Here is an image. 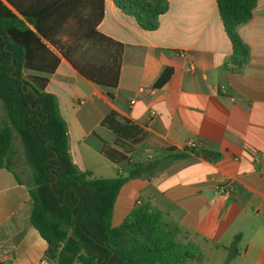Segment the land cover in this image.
I'll use <instances>...</instances> for the list:
<instances>
[{
	"label": "crops",
	"instance_id": "crops-1",
	"mask_svg": "<svg viewBox=\"0 0 264 264\" xmlns=\"http://www.w3.org/2000/svg\"><path fill=\"white\" fill-rule=\"evenodd\" d=\"M167 2L156 27L144 29L103 0L96 27L123 44L112 98L63 57L46 75L44 90L56 98L67 151L79 170L112 177L125 174L130 161L158 159L120 187L112 226L146 200L175 224L177 240L198 247L201 258L187 264H264V0H256L249 18L236 26L249 48L239 72L225 66L231 45L215 0ZM162 72L165 79L156 85ZM110 109L142 129L127 160L113 162L99 151L101 140L112 144L115 138L100 123ZM187 141L194 151L163 158L167 147ZM16 153L9 168L0 167V264H55L29 221L26 170Z\"/></svg>",
	"mask_w": 264,
	"mask_h": 264
},
{
	"label": "trees",
	"instance_id": "trees-1",
	"mask_svg": "<svg viewBox=\"0 0 264 264\" xmlns=\"http://www.w3.org/2000/svg\"><path fill=\"white\" fill-rule=\"evenodd\" d=\"M137 25L153 29L167 0H112ZM256 0H215L231 53L227 69L239 72L249 48L236 26L251 15ZM103 0H0V167L9 168L16 132L30 167L26 183L31 207L29 221L46 242L45 256L55 264H187L200 259L192 243L174 237L175 224L148 201L136 203L119 222L110 224L111 207L120 187L158 159L130 161L125 174L91 176L79 170L67 151V129L55 96L44 90L46 75L59 58L89 81L107 88L112 98L119 75L123 44L96 27ZM165 79L162 72L159 85ZM100 123L115 135L101 140L99 151L113 162L127 160L126 152L141 139L139 125L108 110ZM194 151L167 147L173 160ZM217 154L213 153V157ZM234 253L231 246L227 258Z\"/></svg>",
	"mask_w": 264,
	"mask_h": 264
},
{
	"label": "rangeland",
	"instance_id": "rangeland-1",
	"mask_svg": "<svg viewBox=\"0 0 264 264\" xmlns=\"http://www.w3.org/2000/svg\"><path fill=\"white\" fill-rule=\"evenodd\" d=\"M0 114L1 115L3 114V108H2L1 102H0ZM11 146L14 149V151H16V152L19 153V154L16 153L17 154L16 157H18V155L20 156L21 162H22V164H23V166H24V168L26 170V173L24 174L25 175V178H26L27 181H30V173H31V170H30L29 165L25 161V158H24V155H23V151H22V148H21V144H20V140H19V137H18V135H17L16 132H13L12 133V136H11ZM174 237H175V235H174ZM48 260H50V259H48ZM192 264H194V263H192Z\"/></svg>",
	"mask_w": 264,
	"mask_h": 264
},
{
	"label": "built area",
	"instance_id": "built-area-1",
	"mask_svg": "<svg viewBox=\"0 0 264 264\" xmlns=\"http://www.w3.org/2000/svg\"><path fill=\"white\" fill-rule=\"evenodd\" d=\"M178 53L179 54H183L184 52H183V50L178 49ZM189 67L192 68V65H190ZM137 90L141 91V90H143V88L142 87H138ZM130 102H133V99H131ZM184 146L192 147V142L191 141H187V142H185ZM218 189H219V191H222V192H227L228 191V188H225L223 186H219ZM136 203H139V201H136ZM40 264H49V263L46 262V261H43Z\"/></svg>",
	"mask_w": 264,
	"mask_h": 264
}]
</instances>
